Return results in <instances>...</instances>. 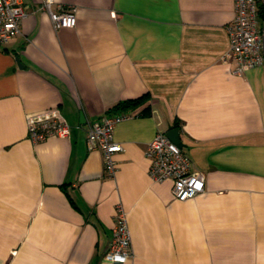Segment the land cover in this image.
Wrapping results in <instances>:
<instances>
[{
    "label": "crops",
    "instance_id": "obj_1",
    "mask_svg": "<svg viewBox=\"0 0 264 264\" xmlns=\"http://www.w3.org/2000/svg\"><path fill=\"white\" fill-rule=\"evenodd\" d=\"M53 1L75 8L74 27L54 30L42 0H23L0 46V264H114L102 256L118 204L125 264H264V59L233 74L223 58L234 0ZM259 28L263 44L261 17ZM51 108L69 137L31 142L26 115ZM115 114L129 118L114 127L108 178L85 138ZM172 129L204 176L183 202L144 156Z\"/></svg>",
    "mask_w": 264,
    "mask_h": 264
},
{
    "label": "built area",
    "instance_id": "obj_2",
    "mask_svg": "<svg viewBox=\"0 0 264 264\" xmlns=\"http://www.w3.org/2000/svg\"><path fill=\"white\" fill-rule=\"evenodd\" d=\"M53 0H42L40 9L48 14L54 30L72 28L76 23L75 8H57ZM27 15L23 0H0V46L15 37L19 24ZM228 48L224 59L233 61V74L259 67L263 62L261 32L259 28L258 1L234 0V16L228 28ZM128 115H104L91 122L86 131L85 144L89 151H99L106 177L114 178L116 163L114 155L121 151L113 141L114 127L128 119ZM27 138L41 142L51 137L67 139L70 127L59 109L51 108L26 115ZM148 162V176L154 182L171 180L172 195L176 201L183 202L204 191V176L192 170L188 156L172 143L164 133L158 132L148 142L145 153ZM114 225L111 228L106 250L102 260L125 264L132 258L130 235L125 212L121 205L115 208Z\"/></svg>",
    "mask_w": 264,
    "mask_h": 264
},
{
    "label": "water",
    "instance_id": "obj_3",
    "mask_svg": "<svg viewBox=\"0 0 264 264\" xmlns=\"http://www.w3.org/2000/svg\"><path fill=\"white\" fill-rule=\"evenodd\" d=\"M263 41V38H262ZM262 52H263V56H264V43L262 44ZM16 61L18 62V59H16ZM166 137L172 142L174 143L176 146H178L179 148H181V142L179 140V135H178V130L177 129H172L169 130L166 133Z\"/></svg>",
    "mask_w": 264,
    "mask_h": 264
},
{
    "label": "trees",
    "instance_id": "obj_4",
    "mask_svg": "<svg viewBox=\"0 0 264 264\" xmlns=\"http://www.w3.org/2000/svg\"><path fill=\"white\" fill-rule=\"evenodd\" d=\"M258 17L260 18H263L264 19V10L262 9V7H259L258 6ZM129 103H132V104H136V103H138V100H135V101H127V102H125L122 106H116L117 108L119 107V108H123V107H125V106H127ZM147 114V113H146Z\"/></svg>",
    "mask_w": 264,
    "mask_h": 264
}]
</instances>
